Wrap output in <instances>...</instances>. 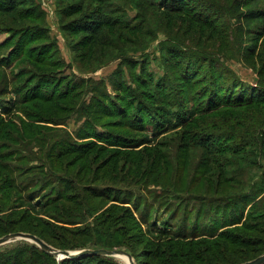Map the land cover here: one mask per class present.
<instances>
[{
	"label": "rangeland",
	"instance_id": "1",
	"mask_svg": "<svg viewBox=\"0 0 264 264\" xmlns=\"http://www.w3.org/2000/svg\"><path fill=\"white\" fill-rule=\"evenodd\" d=\"M172 2L182 11L159 21L171 0H0V237L45 230L43 242L58 234L73 246L48 244L59 250L118 245L128 256L104 259L119 264H239L264 252L246 256L264 242V178L246 177L230 200L213 190L232 155L220 134L210 150L194 142L211 70L185 57L224 54L229 38L262 53L254 70L226 52L213 66L264 96L253 86L264 83V0ZM196 67L183 85L181 68ZM35 249L11 238L0 264Z\"/></svg>",
	"mask_w": 264,
	"mask_h": 264
},
{
	"label": "trees",
	"instance_id": "2",
	"mask_svg": "<svg viewBox=\"0 0 264 264\" xmlns=\"http://www.w3.org/2000/svg\"><path fill=\"white\" fill-rule=\"evenodd\" d=\"M172 1L173 0H171V4L173 3ZM228 1L230 0H192L194 3L203 6H215L216 8L219 7V4L225 6ZM161 7L164 13L158 18L159 21L170 19V14L180 13L182 11L179 7L173 6V4H165ZM231 41V38L226 39V43L221 46L223 47L222 52L224 54H221L218 48L211 47L210 49H204L203 52L200 51L196 53L194 56L189 53L185 55V57L190 59L202 57L204 61H207L206 65L209 66L205 68V70H211L208 79L203 80L202 86L197 90V93L205 101L204 106L198 110L200 115L204 117V122L203 124L200 123L202 131L197 132L198 137L194 142H198L200 145L210 150L211 148L213 149V147L215 148V145L212 144L215 135L219 136L220 134L226 137L228 142H226L223 148L229 151L232 157L229 156V159L226 160L227 168L224 169L225 174L223 179L217 181L218 183L213 188V190H217L218 194L220 193V197L226 198V200L234 198L238 191L247 186L244 181L246 177L254 178V176H256L257 179H259V177L264 178V96L256 93H250L245 96V92L241 90V81L233 72L227 71L219 73V66H213V62H215L217 58L227 60L225 58L226 52L229 57H242L248 60L250 67L253 69L256 61L262 57V53L258 52L253 54L254 52L245 51L239 47L233 48L230 45ZM185 64L187 65L186 68H190L189 62ZM182 69L183 68L180 70V79H182L183 82L181 83H183V85L192 84L200 78L197 67L193 70V76L190 77H188L185 71L182 72ZM261 72L264 73V69H262ZM253 86L264 90V83L254 82ZM177 96L182 97V95L179 94ZM192 125L196 124L193 122ZM255 170H257L258 173H255ZM259 181L262 188H264V179H260ZM62 200L67 203L65 204L66 208H72V206H68V203H70L69 199L67 200V198H64ZM45 228L47 230V227ZM75 234H77V238L80 236V232L79 234ZM75 234H73L74 237ZM42 235H44V237L37 236L41 239L49 236L45 230ZM51 237H53L51 239L54 241L48 242V244L56 248H73L71 243L62 239V235L57 234ZM55 241H60L61 244H55ZM95 247L96 246H87V248L90 249H96ZM97 247H103L104 249L120 248L118 245L115 246L110 244L104 246L98 245ZM258 247L256 252H248L246 256L250 257L251 255L257 254L258 251L264 250V242H261ZM27 252L28 254L23 258L21 257L18 259L15 256H11L8 260L12 261V264H55V256L42 249L37 255V249H35V251L28 250ZM139 255L142 257L145 256L144 253ZM106 256L107 255L87 254L77 257H62L59 264H119L104 259Z\"/></svg>",
	"mask_w": 264,
	"mask_h": 264
},
{
	"label": "water",
	"instance_id": "3",
	"mask_svg": "<svg viewBox=\"0 0 264 264\" xmlns=\"http://www.w3.org/2000/svg\"><path fill=\"white\" fill-rule=\"evenodd\" d=\"M11 238H21L30 240L34 243H36L42 250L45 252L55 255L57 257H77L87 254H97V255H107V256H128L126 252H124L121 249H104V248H96V249H80L77 251H68V250H59L56 248H53L52 246L46 244L43 242L40 238L37 236L31 234V233H23V232H12L3 235L0 237V244L3 242H6L7 240ZM264 263V252L259 254L253 259H250L248 261H244L239 264H261Z\"/></svg>",
	"mask_w": 264,
	"mask_h": 264
}]
</instances>
